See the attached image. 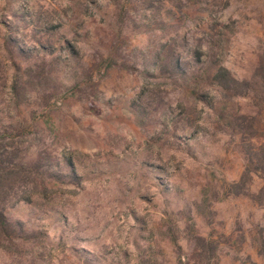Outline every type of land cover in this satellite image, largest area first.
<instances>
[{"label":"rangeland","instance_id":"obj_1","mask_svg":"<svg viewBox=\"0 0 264 264\" xmlns=\"http://www.w3.org/2000/svg\"><path fill=\"white\" fill-rule=\"evenodd\" d=\"M0 140V264H264V0H0Z\"/></svg>","mask_w":264,"mask_h":264},{"label":"trees","instance_id":"obj_2","mask_svg":"<svg viewBox=\"0 0 264 264\" xmlns=\"http://www.w3.org/2000/svg\"><path fill=\"white\" fill-rule=\"evenodd\" d=\"M16 47L18 50L22 51L21 45L16 41ZM70 51L72 53H76L74 49L70 47ZM54 50L49 47L40 46L39 48H34V51H23L26 55H32L36 53H44V54H54ZM173 65L176 71L182 70V63L180 59L176 58L173 60ZM19 84L18 81L13 84V91L16 92L18 96H21L19 93ZM1 142V140H0ZM9 148L0 145V248H6L9 245L14 244L17 240L21 239L23 234L25 233V224L23 222H18L17 224H13L8 216L7 209L14 205L15 202L13 200L18 195V191L21 188L26 187L29 184V177L31 175H35V167L29 166L26 162L21 161L19 164L8 163L7 155L13 156V153H9ZM14 158V157H13ZM38 170L36 171V173ZM40 176H45V173H39ZM59 176L56 175L53 178L60 179ZM18 197V196H17ZM21 200H28L27 196H21ZM20 201V200H19Z\"/></svg>","mask_w":264,"mask_h":264}]
</instances>
